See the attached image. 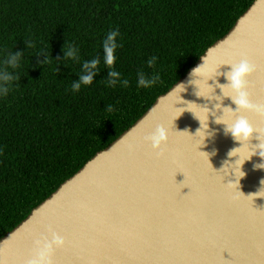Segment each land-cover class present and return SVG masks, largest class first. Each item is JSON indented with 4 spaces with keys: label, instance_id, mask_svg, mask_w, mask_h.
Returning <instances> with one entry per match:
<instances>
[{
    "label": "water",
    "instance_id": "obj_1",
    "mask_svg": "<svg viewBox=\"0 0 264 264\" xmlns=\"http://www.w3.org/2000/svg\"><path fill=\"white\" fill-rule=\"evenodd\" d=\"M242 58L255 65L246 77L249 99L262 104L264 0H254L141 117L5 233L0 264H26L34 241L51 239L49 226L65 240L54 246L52 264H264V168L255 167L264 162L256 151L264 132L241 142L216 123L244 116L264 130V116L253 110L223 112L237 106L216 87L228 83L216 70ZM157 125L167 141L154 150L143 136Z\"/></svg>",
    "mask_w": 264,
    "mask_h": 264
},
{
    "label": "trees",
    "instance_id": "obj_2",
    "mask_svg": "<svg viewBox=\"0 0 264 264\" xmlns=\"http://www.w3.org/2000/svg\"><path fill=\"white\" fill-rule=\"evenodd\" d=\"M253 1L0 0V70L9 52L23 53L8 68L19 80L0 94V239L141 117ZM112 30L118 47L108 69L102 43ZM69 46L78 59L63 58ZM95 57L93 82L73 91ZM110 70L129 86H109ZM141 71L160 81L138 87Z\"/></svg>",
    "mask_w": 264,
    "mask_h": 264
},
{
    "label": "clouds",
    "instance_id": "obj_3",
    "mask_svg": "<svg viewBox=\"0 0 264 264\" xmlns=\"http://www.w3.org/2000/svg\"><path fill=\"white\" fill-rule=\"evenodd\" d=\"M119 36L118 30L109 31L106 38L102 43V51H103V63L106 68L112 69L114 67V63L116 57L114 55L118 44L116 43V37ZM28 47H31V43L29 42ZM64 56L63 58H72L78 59L77 53L78 49L73 46H69L67 50H63ZM23 53L17 51L15 53L9 52L4 60V68L0 70V94L7 95L13 85L14 82L19 80V77L13 72H9L8 68L16 69L19 67V61L22 57ZM157 57L153 56L148 61V66L154 67L156 63ZM101 63V59L99 57H95L89 61H85L82 64V73L79 75V79L75 80L72 84V90L78 91L81 88V85H90L93 82V77L99 72L98 65ZM230 65V70L224 73H219L216 70L215 75L223 74L226 77L228 83L225 84H216V87L221 89V92L224 97H230L232 101L237 106L235 110L231 107H224L223 112L228 110L230 112L236 113L241 109L253 110L258 114L264 116V103L262 104H253L249 99V93L247 92V80L246 77L255 71V65L250 63L247 58H242L238 63L227 64ZM200 67V66H199ZM193 70V74H195V70ZM120 73L115 70L108 71L107 81L106 83L109 86H116L117 83H120L123 87L129 86V81L127 79L121 80ZM138 81L137 86L140 88H150L160 81V76L158 73L153 74L150 78L145 75L144 72H138ZM179 86V85H178ZM183 86V85H182ZM225 88L230 89L232 95L225 94ZM217 100L221 99V96L215 97ZM216 108H220V104L215 105ZM107 110L109 112L113 111L111 105L108 106ZM182 113V112H181ZM216 123H223L225 127V132L230 133L234 139L238 141H246L252 136L253 132L260 134L264 132V130L254 129L252 125L249 123L246 117L244 116H236L234 121L230 124H226L223 121H218L216 117ZM259 135L257 139L259 140ZM143 140L146 143H149L151 147L155 149H160L162 143L167 141V129L163 125H157L153 132L143 136ZM260 141V140H259ZM256 151L259 149V156L264 160V156L261 155V152L264 151V145L261 143L256 145ZM132 145H129V149H132ZM231 152V151H230ZM229 152V154H230ZM157 156L163 154V150L156 153ZM256 154V152L254 153ZM230 156V155H229ZM245 161V160H244ZM243 161V162H244ZM243 164V163H242ZM241 164V165H242ZM258 168H264V162L255 165ZM241 171V167H240ZM244 175L243 171H241V176ZM239 177V178H240ZM238 178V180H239ZM264 181V180H262ZM261 181V183H262ZM264 184V183H262ZM49 232H51V239L49 240L47 237H41L34 241L35 244V256L32 259H29L26 264H52L51 261V253L55 247H61L64 245V237L58 235L56 232L52 231L51 226L48 228Z\"/></svg>",
    "mask_w": 264,
    "mask_h": 264
}]
</instances>
